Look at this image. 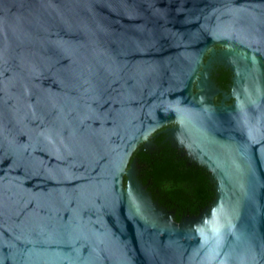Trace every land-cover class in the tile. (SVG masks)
<instances>
[{"label": "water", "instance_id": "water-1", "mask_svg": "<svg viewBox=\"0 0 264 264\" xmlns=\"http://www.w3.org/2000/svg\"><path fill=\"white\" fill-rule=\"evenodd\" d=\"M155 134L199 214L139 179ZM0 264H264V0H0Z\"/></svg>", "mask_w": 264, "mask_h": 264}, {"label": "trees", "instance_id": "trees-1", "mask_svg": "<svg viewBox=\"0 0 264 264\" xmlns=\"http://www.w3.org/2000/svg\"><path fill=\"white\" fill-rule=\"evenodd\" d=\"M156 149L140 147L133 155L139 164V179L154 200L177 217L197 215L215 197L210 173L175 149L164 134L154 135Z\"/></svg>", "mask_w": 264, "mask_h": 264}, {"label": "flooded vegetation", "instance_id": "flooded-vegetation-1", "mask_svg": "<svg viewBox=\"0 0 264 264\" xmlns=\"http://www.w3.org/2000/svg\"><path fill=\"white\" fill-rule=\"evenodd\" d=\"M209 58V56H206V59ZM212 80L215 81L216 85L222 90V91H230V87L232 84V73L225 68L222 65L216 64L213 71H212ZM222 97L221 95L217 96L215 98V102L219 103L221 101ZM231 102H229L230 104ZM154 138H156L154 136Z\"/></svg>", "mask_w": 264, "mask_h": 264}]
</instances>
